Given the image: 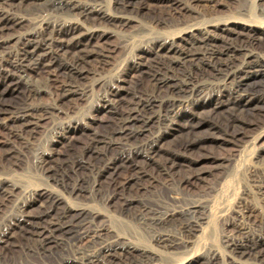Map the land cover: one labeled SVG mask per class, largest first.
<instances>
[{
	"label": "bare ground",
	"instance_id": "bare-ground-1",
	"mask_svg": "<svg viewBox=\"0 0 264 264\" xmlns=\"http://www.w3.org/2000/svg\"><path fill=\"white\" fill-rule=\"evenodd\" d=\"M223 1L114 0L112 10L99 0H0V100L7 92L22 96L21 103L0 108V116L12 114L9 119L15 128L11 130L15 137L32 134L48 117L66 116L69 113L66 106L87 97L85 82L106 70L109 58L106 40L114 29L128 26L133 14L142 15L160 27L186 25L172 35L153 37L150 34L148 44L152 49L147 55L158 60L156 70L149 75L151 89L138 85L129 89L133 76H124L121 72L108 82L98 81L105 89L104 109L110 115L109 121L101 123L103 131L96 130L100 125L96 121L83 129L73 122L60 125L62 133L54 148L39 160L44 175L58 190L52 186L32 193L31 199L20 207L15 226L22 235L38 239L45 248L58 243L60 237H73L83 223L93 224L97 220V214L88 207L70 202L85 195L86 180L77 178L69 183L58 176L65 167L74 174L86 169L83 161L76 159L74 149L82 136L86 142L81 155L95 156L97 161L90 167L92 199L101 198L110 206L119 203L125 212L136 202L135 196L143 190L144 182L155 183L159 180L156 176L169 178L178 185L198 178L197 173L182 174L186 170L194 172V167L202 162L189 158L210 143L207 136H198L202 131L222 142L235 143L246 138V131L264 126V22L261 26L252 21L224 20L205 25L194 22L200 16L213 13ZM30 9L64 12L67 19L28 18L25 14H32ZM260 12L264 15V9ZM169 18H176L178 23L173 25ZM143 55L146 54L138 55L135 62L144 68ZM143 68L140 75L145 74ZM177 70L182 71L180 76L175 73ZM29 72L46 76L55 96L52 104H35L42 91L31 85ZM208 90L226 93L208 104L194 103L196 97ZM189 107L194 108V114H181L178 118L183 120L176 125L177 121H173L178 110ZM202 113L207 116L200 118ZM155 123L168 125L167 132L145 144H136L134 149L125 148L129 142L139 141ZM178 133L187 139L176 144L174 137ZM102 145L106 153L96 154ZM60 147L65 148L63 155ZM111 152L114 155L109 157ZM250 182L255 189L254 196L262 205L261 214L256 215L246 204L234 212L229 224L231 233L224 241L229 264H264V168L252 172ZM6 183L7 179H0V198L18 189L14 185L9 188ZM166 199L179 203L171 194ZM35 207L40 209L36 214L31 210ZM178 208L143 205L138 216L166 256L193 245L201 224L208 220L204 215L205 205ZM178 214L184 220L174 232L171 224ZM15 229L9 228L0 234L1 247L10 244ZM96 230H93L90 251L86 249L89 253L78 252L83 260L63 258L61 264L171 263L158 250L110 241L105 238L104 230ZM218 256V252L211 251L205 260L187 264H220Z\"/></svg>",
	"mask_w": 264,
	"mask_h": 264
},
{
	"label": "rangeland",
	"instance_id": "rangeland-1",
	"mask_svg": "<svg viewBox=\"0 0 264 264\" xmlns=\"http://www.w3.org/2000/svg\"><path fill=\"white\" fill-rule=\"evenodd\" d=\"M99 3L113 10L114 0H99ZM263 9L264 0H224L213 13L207 14L205 17L204 15L200 16L194 22L205 25L211 22H214L212 24H215V22L221 23L224 20L235 21L236 23H246V21L250 23L252 21L253 24L261 26V22H264V15L260 11ZM30 10L32 14H25L28 18L40 17L39 19L47 18L50 21L51 19L55 21L54 19L57 20L58 18L60 20L67 19L64 12L53 13L41 10L35 11V9ZM132 19L128 26L119 30L114 29L112 35L106 40L109 57L106 70H104V73L101 72L91 76L86 81L87 83L85 82V85H87L85 86L87 97L82 101L66 106L65 109L68 108L67 110L69 113L71 112L70 114L57 118L52 116L53 119L48 117L39 123L36 130L30 134L31 136L27 134L21 137H15L12 133L15 130L11 126L9 119L12 114L7 117L5 114L0 116V179H7V187L11 188L14 185L18 188L14 194L8 193L0 198V234H3L9 228L15 229L17 217L20 215V207L31 199L32 193L53 186L44 175L40 167V161L45 153L52 151L54 148L53 144L61 136L62 128L60 125L73 122L75 124L78 123L79 127L83 129L90 122L96 121L97 124L98 122L100 123L98 127L96 126L97 131L105 129L101 126V123L104 124V122L109 121L110 115L104 109L105 103L102 97H104L105 89L98 85V81L99 83L101 81L104 83L108 82L120 75L121 72V75L133 76L128 85L129 89L132 90L135 85L140 86L142 89H151L152 83L149 75L152 70H156L158 60L151 58V55L148 56V52L152 49V46L148 44V40L152 38L150 34H153V37H159L163 34V36L172 35L178 33L179 29L182 30V28L186 27V25L182 24L173 27H160L153 21L151 23V20H147L142 15L138 16L136 14L132 15ZM169 20L173 25L178 23L176 18H169ZM141 54H146L143 55L145 56V69L135 62L138 55L141 56ZM140 68L145 70L144 75L139 74ZM181 70L183 71V69ZM182 71L177 70L175 73L180 76ZM29 73L28 80L29 82L32 81L31 85L42 91L35 104H52L55 96L51 92L46 76L44 74ZM5 89L4 87L3 90ZM8 93H5L4 98L0 100V108L5 106L10 108L12 105L22 102L21 95ZM225 93L222 92L220 94L217 91L208 90L196 97L194 103L208 104L219 94L224 96ZM193 109L189 107L188 109L178 110L179 114L173 122L177 121L176 125H179L178 122L183 119L182 117L178 118V116L181 114L186 116L194 114ZM202 114L199 116L200 118L201 116L202 118L207 116V113ZM219 117L216 118L218 119ZM168 127L166 124L155 123L144 136L140 137L139 141L129 142V146L126 145L125 148L134 149L135 146L145 144L149 139L159 138L167 132ZM180 134L178 133L177 137H174V143L179 144L187 139L186 135ZM246 134L245 139L238 140L235 143H228L217 140V138L209 136L208 132L202 131L198 136H207L210 143L201 152L189 156L190 159L202 162L196 168L194 167V172L193 170H186L182 174V176H190L197 173L199 175L198 178L190 183L178 185L171 182L169 178L156 176L157 180H159L155 183L144 182L143 190L135 196L136 202L125 212L121 211L119 203L110 206L101 198L92 199L90 167L92 168L97 161L95 156L81 155L82 147L86 142V138L82 136L77 141V146L74 149L77 155L76 159H81L86 165V169L78 170L74 174V172L69 171L68 167H65L59 172L58 176L59 179L63 176L61 180L69 183L75 182L77 178L86 180L83 185L86 192L85 195L78 200H70V202L88 207L90 211L97 214V220L93 224L83 223L78 227L79 231L76 229L78 232L73 237H60L58 243L47 245L45 248L42 247L38 239L22 235L16 227L12 243L10 242L5 248L0 246V264H61L60 261L64 260L63 258L69 260H80L81 258L83 260V257L78 252L86 251L89 253L92 235L95 232L93 231L94 228L95 230L97 229L96 232L104 230L106 232L105 238L111 239L110 241L116 240L120 243H131L141 248L158 250L160 251L159 254L163 255L162 258L164 260H171L170 264H187L193 263L195 260H205V256L211 251L220 254L217 259L220 260V264H229L224 241L226 236L231 233L232 228L229 224L231 217L235 214L234 212L240 206L246 204L251 209L253 208L256 215L261 214L262 205H260L261 203L257 197L254 196L255 189L250 181L252 172L261 171L264 168V126L248 130ZM100 147L95 153L99 155L105 154L106 147L104 145ZM59 151L63 155L65 148L60 147ZM108 154L109 157L114 155L113 152ZM55 190H58V188H55ZM169 194L178 198L179 203L173 204L167 201L166 198ZM159 204L165 206L166 209H171L172 206L173 208H186L188 205H205L204 215L208 216V220L201 224L200 230L196 233L195 243L188 249L182 250L175 255L166 256V254L161 253L163 250L153 242L152 233L140 221L138 216L141 214L140 209L143 205L157 207ZM31 210L34 214L40 211L38 207ZM182 220H184L183 215L178 214L175 217L171 224L174 232L179 230Z\"/></svg>",
	"mask_w": 264,
	"mask_h": 264
}]
</instances>
